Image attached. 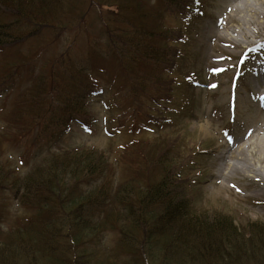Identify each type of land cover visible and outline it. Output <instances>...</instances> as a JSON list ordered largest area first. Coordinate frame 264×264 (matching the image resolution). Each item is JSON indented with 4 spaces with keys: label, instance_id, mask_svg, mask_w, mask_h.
I'll return each instance as SVG.
<instances>
[{
    "label": "rangeland",
    "instance_id": "1",
    "mask_svg": "<svg viewBox=\"0 0 264 264\" xmlns=\"http://www.w3.org/2000/svg\"><path fill=\"white\" fill-rule=\"evenodd\" d=\"M111 1L112 4L105 0V5L110 7L101 5V19L92 8L93 0H62L63 5L56 1L62 7L60 14L63 17L54 28L43 27L16 46L0 49L4 50L0 52V71L20 63L24 65L22 70L5 81L3 79L0 84V172L7 185L0 189V244L6 245L4 248L0 246V264H177L175 259L169 260L164 255L162 240L148 244L151 250L145 254L138 251L136 240H140L141 232L134 228L136 224L129 217L117 222L128 235L124 243L118 230L105 223V216L112 215L111 210L114 214L117 211L127 214L130 209L123 201H131L137 190L145 192L148 182L157 179L159 167L164 173L171 174V167L176 162H180L182 170L174 177L182 184L186 180L185 196L193 208L199 211L209 209L201 215L202 225L214 223L217 235L218 225L224 222L225 225L232 222L231 228L239 230L231 243L212 239L198 242L197 250L203 252L200 256L203 260L199 259L202 264H264V195L255 196L254 186L247 179L234 177L232 181L222 182L214 174L218 156L229 151L233 153L232 148L237 144L248 145L244 174L252 175L257 169V156L252 149L256 150L259 139L264 137V134L254 132L264 126L259 119L264 115V29L259 30L254 22L256 18L253 21L250 13L246 14V11L253 10L259 15L264 14L256 0H249V7L238 13L235 21L228 8L234 7L236 0H193L195 10L186 21L180 18L183 23L173 15L164 17L166 27H178L184 36L172 60L173 72L165 74L170 79L172 90H168L169 101L159 111L158 117H150L153 113L149 111L148 119H140L132 111L138 117L135 121L126 119V115L121 118L122 114L119 115L113 104L121 95L118 90L123 76L106 66L105 60L94 58L92 69L96 72L93 77L99 90L90 95L86 114L71 124L67 134L54 142L56 132L60 130L59 122L54 132L48 131L39 146L32 148L20 138L10 136V124L18 122V113L28 109L29 105L33 107L31 93L38 80L39 92H47L52 82L60 81L57 73L65 76L64 70H79L78 66L90 64L87 44L89 39L101 42L100 34L105 23L102 16H109V10L119 0ZM139 1L147 0H137V4ZM153 2L156 0L150 1L151 4ZM135 5L128 1L129 9ZM219 18L222 22L229 20L228 28H232L236 35L228 28L220 30ZM90 22L91 28L87 29ZM259 22L264 25V18ZM223 34L227 38L235 37L240 45L234 49L218 45L216 35ZM242 35L249 40H244ZM96 50L98 56H104L103 45L97 44ZM16 53L18 62H8ZM213 56L219 59H212ZM158 67L150 66L148 71L155 72ZM48 74L52 77L46 79ZM51 97L52 101L56 98ZM144 102L145 99L137 100V103ZM57 107L66 115L63 107ZM206 123L210 124L209 135L201 131V126ZM246 129L254 132L251 140L243 138ZM81 147L101 153L98 163L103 164L102 171L95 181L104 186V199L99 204L82 203L83 206L77 208L86 218L78 226L76 223L67 228L58 220L57 223L63 225H57L59 229L52 235L47 234V245L40 249L41 252L23 246L25 240L10 243L6 237L18 223L25 224L32 219L37 208L32 202L27 203L33 200L24 192L29 187L16 190L12 185L14 179L22 180L34 167L45 165L50 160L49 155L55 151ZM203 148L206 150L202 151ZM65 179L71 182L69 176ZM124 182H128L123 189L127 194L125 198L121 196L122 200H117L113 195L114 189ZM76 184L84 196L93 186V182L85 185L78 180ZM139 196L142 195L138 193ZM152 216L156 217L154 212ZM157 216L163 217L161 213ZM214 217H222L220 224L213 222L211 218ZM173 231L170 230L171 233ZM245 233L252 236L248 238ZM81 235L85 237L79 238ZM131 245L135 249H127ZM49 246L53 249L50 250ZM174 250L186 251L176 245ZM150 251L155 255L160 253L159 257L154 254L151 257ZM191 260L199 264L194 257Z\"/></svg>",
    "mask_w": 264,
    "mask_h": 264
},
{
    "label": "trees",
    "instance_id": "2",
    "mask_svg": "<svg viewBox=\"0 0 264 264\" xmlns=\"http://www.w3.org/2000/svg\"><path fill=\"white\" fill-rule=\"evenodd\" d=\"M56 1L63 5L62 0H0V49L10 45L16 46L19 41L34 36L43 27L54 28L55 23L63 17L60 14L62 7L55 3ZM106 1L112 4L111 0ZM128 1L134 2L136 5L129 9ZM136 1L119 0L114 5L115 7L109 10V16L105 14L102 16L105 20L102 22L105 23L100 34L101 42L89 39L87 44V56L90 64L93 65L94 58H100L105 60L106 66L112 67L123 76L118 90L121 95L117 98L115 106L120 109L122 115L125 114L133 118L134 121L135 118H138L135 113L140 116V119L142 117L148 119L149 110H157L158 106L165 105L169 101L167 92L172 90V86L170 79L166 78L165 74L173 72L172 60L184 35L178 27H166L164 17L173 15L178 20L184 19L194 9L193 0H156V3L153 4L148 0L143 3L139 1L141 5L137 4ZM49 2L52 4L49 5ZM101 5H105V0H93L92 8L96 9L99 19H101ZM106 7L110 6L105 5ZM92 22L89 23L90 26L87 29L91 28ZM37 28L38 30H36ZM97 44L103 45L104 56H98ZM2 51L0 50V52ZM67 56L71 60L68 52ZM18 58V53H16L8 62L12 60L16 64ZM158 65L159 67L155 72L148 71L150 66L157 67ZM87 66L81 67V70L73 68L64 70L66 77L57 73L60 81L52 82V86L47 92H39L40 82L38 80L31 93V105L33 107L29 105L28 109L18 113L16 118L18 122H11L10 124L9 129L12 132L10 136L24 140L27 147H32L40 142L46 131L38 132L37 128H40L42 124L39 125L36 118L41 115V109L44 105L48 106L50 99L53 98L51 96H55L61 101L60 105L67 107L71 112L72 115L68 116L69 119L67 118L66 123L76 117H81L87 105V92L94 86L93 75L96 72L92 67ZM85 68H88L91 74H83L88 71ZM14 73L11 67L5 71L1 70L0 84L3 79L5 81ZM49 77L52 75L48 74L46 79ZM139 99H145V102L137 103ZM96 151L81 147L64 152L53 156L45 165L34 167L24 178L25 180L14 179L12 185L16 190H19L20 187L22 189L26 186L29 187H26L24 192L31 195L33 200L27 201V203L31 204L30 202H32L37 208H35L36 214L32 219L27 220L25 224L18 223L17 228L6 237L10 243L11 241H18L19 243L25 240L23 246L29 250L35 248L40 251L47 245V234L52 235L58 228L57 225L64 223L68 228L71 225L75 226L76 223L78 226L79 222L84 223L86 221L83 213H80L77 208H81L82 203L99 204V201L104 199L105 194L102 183L98 185L95 181L101 174V166H103V164L99 165L98 163L101 153ZM179 164L180 162H176L171 167L172 175L164 173L163 169L159 167L157 179L154 182H148L149 185H146L145 192L137 190L136 196L131 201H123L130 209L128 213L122 214L117 211V214H114L111 210L112 215L105 216V223L107 222V226L109 224L110 227L118 230L120 237L122 236L121 242L124 243L128 235L123 231V227L117 225V222L121 218L129 217L136 224L134 228L141 232L140 240H136L139 247L138 251L140 250L145 254L146 251L151 250L147 246L148 244L162 240L165 244L164 255L167 259H175L177 264H189L194 257L199 264H202L203 259L200 256L203 252L197 250L196 244L198 242L207 241V239L211 241L212 239L222 243H231L234 240L233 235L236 236L239 230L231 228L232 222L226 225L225 222L220 224L222 217L211 218L214 220L213 222L218 221L219 223H217L220 224H216L219 235L215 234L214 223L202 225L201 215L209 209L199 211L193 208L185 196L186 180H183L184 184H182L179 179L174 177L175 174L178 176L180 172L181 166ZM67 176L71 182H67L65 179ZM77 180L85 185L93 182L92 189L85 196L77 190ZM127 183H121L119 187L114 189L115 199L125 198L127 193L123 189ZM5 187L7 185L0 172V189ZM106 189L107 186L105 185ZM138 193L142 196L138 197ZM40 205L41 207H39ZM152 212L156 217L152 216ZM160 213L163 217L157 216ZM58 220L63 223H57ZM205 224H208V227ZM19 226L26 230L18 228ZM170 230H174V233H171ZM257 231L259 232L258 228ZM251 232L253 233V228H251ZM70 233L72 234V231ZM245 235L248 238L252 236L249 233H245ZM72 237L74 238V234ZM190 244L191 246H189ZM158 245L160 244L158 243ZM175 245L186 251L174 252ZM0 246L4 248L6 245L0 244ZM49 249L52 250L53 248L49 246ZM127 249L135 248L134 245H131ZM31 253L36 254L33 251ZM150 254L153 257L152 251ZM159 255L160 253H157L155 256L159 257ZM51 259L55 258L51 257ZM192 262H194L193 260L190 263L196 264ZM51 264L56 263L52 262Z\"/></svg>",
    "mask_w": 264,
    "mask_h": 264
},
{
    "label": "bare ground",
    "instance_id": "3",
    "mask_svg": "<svg viewBox=\"0 0 264 264\" xmlns=\"http://www.w3.org/2000/svg\"><path fill=\"white\" fill-rule=\"evenodd\" d=\"M256 1L258 2V5L264 9V0H256ZM246 6L249 7V0H236V5L234 7H231L230 9L228 8V10H230L231 13L233 14L234 21L236 20L235 16L238 13L245 10L244 8ZM247 13H250V18H253V21H254V17L256 18L254 22L258 24L257 26L258 29L263 30L264 25L262 22H259V20L264 18V14L259 15L254 10L246 11V14ZM218 20H220L219 29L225 31L230 25L229 20H227V22H222V19L220 18ZM227 30H230L234 35H236L235 32H233L232 28H228ZM240 32L242 33V31ZM253 33H255L254 30ZM242 38L244 40H249V37H246L245 35H242ZM215 39L218 45L228 46L233 49L240 45V41L238 39H236L235 37L227 38L226 35L224 34L216 35ZM212 59L218 60L219 58L217 56H213ZM259 119L261 122H264V115H262ZM201 131L205 135H209L210 124L208 125L206 123L205 125H202ZM254 132H257L258 134L261 133L264 134V126L263 128L260 127V130ZM253 133L251 129H246L243 138H248L251 140L253 138ZM252 145L254 146V144H251V146ZM232 150L233 153L229 151L222 153L218 156L217 164L215 167V173H214L215 176L222 182L232 181L234 177L247 179L254 186L255 189L254 195L257 197L263 196L264 195V137L259 139L256 150L252 149L253 151L252 153H254L255 151V154L257 156V162H256L257 169L256 172L255 173L253 172L254 174L252 175L244 174V172L247 170L246 168L247 155L245 154V152L248 150V145L246 147L237 144L232 148Z\"/></svg>",
    "mask_w": 264,
    "mask_h": 264
}]
</instances>
